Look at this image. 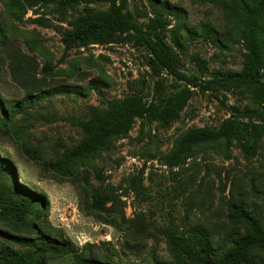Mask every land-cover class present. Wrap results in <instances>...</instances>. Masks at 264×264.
<instances>
[{"label": "rangeland", "instance_id": "rangeland-1", "mask_svg": "<svg viewBox=\"0 0 264 264\" xmlns=\"http://www.w3.org/2000/svg\"><path fill=\"white\" fill-rule=\"evenodd\" d=\"M151 1L127 0L128 10L143 23L153 17L156 4L176 8L177 13L163 10L162 16L169 20L164 32L179 56L181 70L196 72L193 54L205 61L203 78L216 70H240L241 44L230 37L214 43L197 30L201 23L225 30L219 4ZM87 8L105 10L108 5L91 1L62 8L53 3L28 7L15 17L6 13L0 1L1 98L20 99L24 94L9 70L6 53L12 48L37 65L35 78L41 80L44 90L60 86L83 90L93 80H98L101 90V94L93 89L85 94L57 91L15 113L0 129V154L14 165L17 182L47 200V210L41 216L43 228L71 240L84 253L113 258L122 264H144L168 259L163 229L182 228L187 221L222 218L225 200L232 194L242 193L253 200L264 219V138L248 159L233 143L227 150L217 146L199 149L177 166L165 162L182 133L215 128L229 115L228 106H245L250 100L246 90L196 91L170 126L154 122L141 128L136 120L127 135L113 140L108 150L94 156L65 157L82 137L76 122L89 117L90 106L128 95L149 100L183 85L165 71H153L147 64L146 49L122 40L66 50L61 31ZM45 61L49 63L46 72L42 70ZM99 183L106 193L119 195L116 215L87 210L89 188ZM4 229L17 234L0 223V239L19 247L12 237L3 236ZM47 264L75 263L66 255L49 259Z\"/></svg>", "mask_w": 264, "mask_h": 264}, {"label": "trees", "instance_id": "trees-1", "mask_svg": "<svg viewBox=\"0 0 264 264\" xmlns=\"http://www.w3.org/2000/svg\"><path fill=\"white\" fill-rule=\"evenodd\" d=\"M0 1L6 13L15 17H20L28 7L38 5L55 3L68 8L91 1L107 4L105 10L87 8L70 22L69 28L62 29L65 49L122 40L146 49L147 64L153 71H165L183 83L169 93L149 100L140 95H128L90 106L89 117L76 122L82 137L66 158L94 156L108 150L113 140L127 135L136 120L141 128L154 122L163 127L170 126L196 91L240 89L249 92L250 100L243 107L228 106L229 115L215 128H197L182 133L165 157L168 166L181 164L199 149L217 146L227 150L233 143L239 145L248 159L264 138V0H198L219 4L226 22L223 31L216 30L210 23H201L197 27L199 33L214 43L230 37L243 47L240 70H216L209 78H203L205 61L198 54L191 56L196 72L181 70L179 56L166 40L164 31L169 20L162 16V11L174 14L176 8L156 4L153 17L142 23L128 10L127 0ZM173 42L180 47L176 38ZM6 57L11 77L24 88V94L20 99L8 101L0 97V129L15 113L33 107L57 91L85 94L93 89L101 94L98 80L89 82L83 90L69 86L44 90L41 80L35 78L36 64L14 48L7 51ZM48 69L49 63L45 61L42 70ZM29 79L32 80L30 86L27 84ZM23 151L28 154L29 150L23 147ZM85 202L89 212L113 216L117 214L114 207L121 200L117 194L106 193L99 183L89 188ZM225 205L222 218L216 221L205 218L198 222L187 221L182 228L163 229L168 259L144 264H264V219L257 211L258 205L242 193L232 194L225 200ZM46 210L45 196L17 182L14 165L0 154V223L13 228L17 234L5 229L1 232L19 244V247H13L6 239H0V264H47L49 259L66 255H70L75 264H122L113 258L84 253L71 240L44 229L45 221L41 216Z\"/></svg>", "mask_w": 264, "mask_h": 264}]
</instances>
